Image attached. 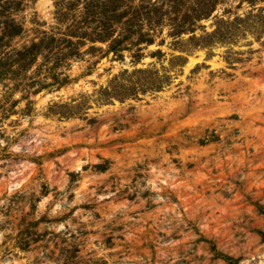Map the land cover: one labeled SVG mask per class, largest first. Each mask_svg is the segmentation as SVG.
<instances>
[{
	"label": "rangeland",
	"instance_id": "1",
	"mask_svg": "<svg viewBox=\"0 0 264 264\" xmlns=\"http://www.w3.org/2000/svg\"><path fill=\"white\" fill-rule=\"evenodd\" d=\"M0 264H264V0H0Z\"/></svg>",
	"mask_w": 264,
	"mask_h": 264
}]
</instances>
